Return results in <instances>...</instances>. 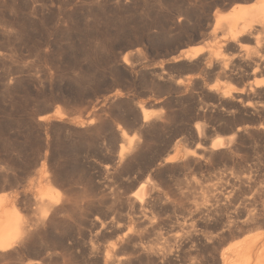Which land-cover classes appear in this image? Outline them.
<instances>
[{"label":"rangeland","instance_id":"1","mask_svg":"<svg viewBox=\"0 0 264 264\" xmlns=\"http://www.w3.org/2000/svg\"><path fill=\"white\" fill-rule=\"evenodd\" d=\"M241 1L251 0H0V195L12 196L32 226L0 264H215L226 245L264 231L259 224L245 235L239 224L221 235L227 217L218 224L200 213L218 193L244 202L230 219L254 207L264 212V88L249 89L264 77L263 66L251 75L264 57V34L259 45L249 37L219 47L222 32L211 31L214 12ZM193 46L197 58L174 60ZM217 53L228 60L225 74ZM197 124L210 130L199 141ZM234 132L230 148L207 152L209 140ZM129 140L131 152L117 160ZM186 148L195 155L184 157ZM175 149L179 160L163 163ZM44 172L61 202L47 217L35 198ZM141 174L159 190V203L140 210L126 199ZM134 209L146 211L144 223ZM128 238L139 244L135 252ZM157 246L167 256L149 263L143 254Z\"/></svg>","mask_w":264,"mask_h":264},{"label":"bare ground","instance_id":"2","mask_svg":"<svg viewBox=\"0 0 264 264\" xmlns=\"http://www.w3.org/2000/svg\"><path fill=\"white\" fill-rule=\"evenodd\" d=\"M217 30H221V34H220V36H219V41H218V43H217V45L220 47V43H222L223 41H229V43L230 42H232V43H234L235 44V46H236V44H238V45H240L239 44V42H241V41H243V39H245V38H249V37H253L254 38V42H259L260 41V34H264V0H251V1H241V2H235V3H233L232 4V6L229 8V9H227L226 11H215L214 12V22H213V25H212V28H211V31L212 32H215V31H217ZM252 38V39H253ZM261 38H264V37H261ZM250 39V38H249ZM262 40V39H261ZM264 40V39H263ZM263 42V41H262ZM227 43V42H226ZM225 43V44H226ZM246 43V42H245ZM255 43V45H257ZM233 44V45H234ZM247 44V43H246ZM264 44V43H263ZM237 45V46H238ZM259 45V44H258ZM236 46V47H237ZM240 47V46H239ZM238 47V48H239ZM235 49V48H234ZM239 50V49H238ZM200 51H201V49L198 47V46H193V47H191V48H189V49H185V51H183L184 53H183V55H180V54H178L179 56H176L175 58H174V60H176V59H183V60H186V63H187V60H192V59H195V58H197L198 57V55L200 54ZM181 53V52H180ZM221 53H217V56L218 57H216V61H217V63H216V66H217V68L219 69V72L220 73H222V74H225L226 73V70H227V72H228V70L230 71V69H229V67H227V61H226V59L225 58H222L221 56H219ZM251 54V53H250ZM264 55V54H263ZM248 56V55H247ZM252 56V55H251ZM261 56V55H260ZM255 57V56H254ZM173 59V58H172ZM248 59H250L249 57H248ZM256 59V58H255ZM261 59V58H260ZM230 60V59H229ZM257 60H258V57H257ZM172 61V60H171ZM177 61V60H176ZM231 61V60H230ZM252 61H254V60H252ZM251 61V62H252ZM233 62V61H232ZM240 63V62H239ZM214 64V63H213ZM234 64L235 63H233V66H234ZM249 64V63H248ZM229 65V64H228ZM242 65V64H241ZM194 66V65H193ZM215 66V65H214ZM230 66V65H229ZM237 66V65H236ZM238 66H240V65H238ZM245 66H246V64H245ZM244 65L243 66H241V67H245ZM264 67V57L261 59V60H258V61H256V62H254L253 63V65L251 66L252 67V69H251V67H249V69H251V75H253V74H255L256 73V71H258V68H260V67ZM190 67V66H189ZM231 67V66H230ZM247 67V66H246ZM216 68V69H217ZM228 68V69H227ZM232 68V67H231ZM240 68V67H239ZM238 68V69H239ZM247 69V68H246ZM248 69V70H249ZM232 70H233V68H232ZM240 70H241V68H240ZM240 70H239V72H240ZM217 71V70H216ZM235 71H237V69H235ZM245 71V70H244ZM243 71V72H244ZM250 71V70H249ZM260 71H261V69H260ZM264 71V70H263ZM242 72V73H243ZM214 73V72H213ZM218 73V72H217ZM248 73V72H247ZM230 74V73H229ZM217 75V74H216ZM218 76L219 77H221L219 74H218ZM235 76V75H234ZM233 76V77H234ZM227 77H228V74H227ZM229 77H232V76H229ZM228 77V78H229ZM227 79V78H226ZM253 80V79H252ZM180 83V82H179ZM249 83V82H248ZM251 83V84H250ZM250 85H249V89H251L252 91L254 90V88H264V77H262V78H259V79H257V80H253V82H251L250 81ZM253 88V89H252ZM245 89V88H244ZM232 91V89H228V90H226L225 92H223L224 93V96H226V95H228L229 96V92H231ZM240 90V89H239ZM258 91H259V89H257ZM257 90H255V91H257ZM262 90V89H261ZM236 90H234V92H235ZM246 90H244V92H245ZM263 91V90H262ZM233 92V91H232ZM241 92V91H240ZM229 93V94H228ZM239 93V92H238ZM249 93V92H248ZM254 93V92H253ZM257 93V92H256ZM260 93V92H259ZM255 94V93H254ZM223 95V94H222ZM235 95H237V94H235ZM259 95V94H258ZM224 96H222L223 98H224ZM228 96H227V98H228ZM257 96V95H256ZM222 97H221V99H222ZM230 97H231V95H230ZM229 97V98H230ZM241 97V96H240ZM226 98V99H227ZM238 99V98H237ZM236 99V100H237ZM242 99V98H241ZM240 99V100H241ZM231 100V99H230ZM232 100H234V98L232 99ZM231 100V101H232ZM239 100V101H240ZM238 101V102H239ZM246 101V100H245ZM261 103V102H260ZM247 104H250L249 102L247 103ZM247 104H246V106H247ZM236 105V104H235ZM250 107H251V104L249 105ZM260 106V105H259ZM262 106V105H261ZM244 108V107H243ZM140 112H141V115H142V120L143 121H147V120H149L150 119V115H149V113L147 112V109H145V108H143V107H140ZM243 111V110H242ZM258 111V110H257ZM246 112V111H245ZM262 112V111H261ZM260 112V113H261ZM249 113V112H248ZM259 113V114H260ZM258 114V115H259ZM253 115V114H252ZM239 117V116H238ZM257 117V116H256ZM236 118V117H235ZM263 118V117H262ZM258 119V118H257ZM248 121V120H247ZM164 123V122H163ZM260 123V122H259ZM194 124V123H193ZM264 124V123H263ZM261 125H262V123H261ZM195 126V125H194ZM205 126V125H204ZM262 128H263V126H262ZM194 129H196V131H197V135H198V138H196L197 140L200 138V134L201 133H204V132H209L210 130H208V129H204V127H202V126H200L199 124H197V127L196 128H194ZM236 130V132L238 131V128L237 129H235ZM195 131V132H196ZM262 132V131H261ZM263 132H264V130H263ZM207 134V133H206ZM205 134V135H206ZM215 134V133H214ZM235 132L234 133H232L230 136H226L227 138H222V137H219V136H215V138H213V139H211V140H209L210 138H212V137H209V141H210V143H209V145L207 146V152H213V151H215V150H218V149H221V148H226V147H229V146H231L230 144H231V142L233 141V140H235L234 138V136H235ZM237 134H238V132H237ZM202 135V134H201ZM214 136V135H213ZM121 137L124 139V138H126V133H125V131L123 132H121ZM197 137V136H196ZM202 137V136H201ZM130 141L131 140H129V142L127 143V144H121L120 145V147H119V152H118V159L117 160H122V159H124L125 157H126V155H129L128 153L129 152H131V148L133 147V145H132V147H131V144H130ZM199 141V140H198ZM138 143V142H137ZM196 144V143H195ZM175 145V144H174ZM200 145V144H199ZM199 145H196V146H199ZM135 146H137V145H135ZM172 146V145H171ZM202 146V145H201ZM178 146H176V148H177ZM235 147V146H234ZM230 148V147H229ZM236 148V147H235ZM135 148H133V150H134ZM137 149V148H136ZM181 149V148H180ZM228 149V148H227ZM184 150V149H183ZM230 150V149H229ZM182 151V150H181ZM194 151H195V149H194ZM193 150L191 151V150H188L187 148L184 150V153L182 154V152H181V154L182 155H184V157L186 156V155H195V152H194ZM201 152V151H200ZM179 153H180V151L179 150H177V149H175V151H174V153H172V154H169V155H166V157L165 158H163V160H162V162L163 163H165V164H167V162L169 163H171V162H173V161H176V160H179V158H180V156H179ZM202 153V152H201ZM210 153V154H211ZM136 154H138V153H136ZM168 154V153H167ZM199 154V153H198ZM204 154V153H203ZM201 154H199V156H200ZM165 156V155H164ZM212 156V155H211ZM193 157V156H192ZM191 157V158H192ZM205 157V156H204ZM131 158V157H130ZM133 158V157H132ZM190 158V157H189ZM198 158H200V157H198ZM208 158V157H207ZM134 159V158H133ZM182 159H183V157H182ZM181 159V160H182ZM123 161V160H122ZM129 161V160H128ZM134 161V160H133ZM193 161V160H192ZM196 161V160H195ZM198 161V160H197ZM187 162V161H186ZM191 162V161H190ZM176 163V162H175ZM129 164H131V163H129ZM198 164V163H197ZM184 165V164H183ZM147 168V167H146ZM47 169V168H46ZM166 169V168H165ZM146 171V170H145ZM154 172V171H153ZM159 172V171H158ZM145 173V172H144ZM44 175L43 176H41V180H40V182H43L42 184H43V186L41 185V183H40V185L42 186L41 188H39V194H37L36 193V196L37 197H35V198H37V201H38V204L40 205V207H39V205H38V208L40 209H38V211H42L43 212V214H44V217L46 216L47 217V215L46 214H48V212L49 211H51L52 210V212L53 211H57V210H59L60 209V207H58L57 205H58V203L60 202V199L58 200V195L57 194H55V191H57L58 189L48 180V178L47 177H49V176H47V172H44L43 173ZM54 174V173H53ZM49 175V174H48ZM149 175V174H148ZM146 176L145 178H144V180L142 181V178H143V174H141L140 176H138L137 177V180L132 184V186H130V188L131 187H135L136 188V190L134 191V192H132L131 194H129L130 195V197H128V199H126V197H125V199L126 200H128L131 204H132V206H133V208H134V206L135 207H137V208H140V210L141 209H143V208H147V207H145V206H150L151 205V207L152 206H155V204H157V202H158V198H159V196H158V194H159V190L157 191L158 193L156 194V190H155V186H154V183H153V181L150 179V177L149 176ZM156 175V174H155ZM57 177H59V176H57ZM244 177V176H243ZM40 178V177H39ZM62 178V177H61ZM116 179V178H115ZM139 179H141L140 181H139ZM110 180V179H109ZM239 180V179H238ZM243 180V179H242ZM247 180V179H246ZM232 181V180H231ZM133 182V181H132ZM226 182H228V180L226 181ZM236 183V182H235ZM246 183V182H245ZM224 184H226V183H224ZM239 184V183H238ZM243 184H244V181H243ZM32 185V184H31ZM130 185V184H129ZM230 185V184H229ZM233 185V184H232ZM37 185H35V187H36ZM224 186V185H223ZM249 186V185H248ZM234 187V186H233ZM245 187V186H244ZM31 188V187H30ZM100 188V187H99ZM246 188V187H245ZM245 188H243L244 190H245ZM260 188H262V187H260ZM94 189H95V187H94ZM157 189H159V188H157ZM236 189V188H235ZM117 190V189H116ZM233 191H235L234 189H232ZM237 190V189H236ZM240 191H241V189H239ZM38 191V190H37ZM59 191V190H58ZM100 191V190H99ZM133 191V190H132ZM222 191H223V189H222ZM227 191H228V189H227ZM239 191V192H240ZM243 191V190H242ZM241 191V192H242ZM260 191V190H259ZM102 192V191H101ZM106 192V191H105ZM236 192V191H235ZM61 193V192H60ZM119 193V192H118ZM117 193V194H118ZM226 193V192H225ZM261 193V192H260ZM34 194V193H33ZM161 194V193H160ZM229 194V193H228ZM259 194V193H258ZM9 195V194H8ZM8 195H0V256L1 255H3V253H5V251L7 252V250H9V249H11L13 246H16V244L21 240V239H23V236L28 232V230L30 229V227H32L31 226V224H28V222L29 221H27V220H23V218H24V215L22 214V212H21V210H20V208L17 206V203H16V200H14L13 198H12V196H8ZM35 195V194H34ZM33 195V196H34ZM90 195V194H89ZM100 195V194H99ZM114 195V194H113ZM221 195V194H220ZM219 195V193H218V196L216 197V199L217 200H215L216 201V203H214V205L212 204V206H207V204L205 205L206 207L203 209V210H200V213H203L204 215H205V219L206 220H212V221H214L215 223H223L222 222V220H223V218L224 217H227V220H226V218H224L225 219V221H226V224L225 223H223V226H221L220 228H221V230L219 231V232H221V235H222V233L223 232H227V230L229 231L230 229L232 230V228L234 229V227H239L240 225L239 224H241L242 225V227L243 228H241L240 227V230L243 232V229H245L244 231H246L248 228H250L251 226L252 227H255V226H260V225H263L264 226V212L262 211V210H260V209H258V208H256V207H254V208H252V209H247L246 210V212L243 214L244 216H243V218H239V220H237L236 218H238V217H235V219H233L232 217H231V219H230V216L228 215L230 212H232V210H233V212H234V214H235V212H237L238 210H241V208H242V210L245 208H243V207H241V206H244V202L243 201H241L242 203H237V201L236 200H234V199H232V198H230L229 199V197H231V195H228V196H225V197H223V196H220ZM240 195V194H239ZM261 195H263V194H261ZM55 196H56V198H55ZM63 196V195H62ZM94 196V195H93ZM105 196V195H104ZM108 196H109V194H108ZM120 196V195H119ZM164 196H166V195H164ZM163 196V197H164ZM212 196V195H211ZM213 196H214V194H213ZM238 196V195H237ZM250 196V195H249ZM258 196H260V195H258ZM14 197V196H13ZM69 197H70V195H69ZM68 197V198H69ZM87 197H89V196H87ZM86 197V198H87ZM118 197V196H117ZM264 197V196H263ZM33 198V197H32ZM60 198V197H59ZM73 198V197H72ZM104 198V197H103ZM102 198V199H103ZM109 198V197H108ZM115 198V197H114ZM210 198H213V197H210ZM237 198H239V197H237ZM253 198V197H252ZM254 198H256V197H254ZM62 199V198H61ZM67 199V198H66ZM77 198H75V200H76ZM91 199V198H90ZM89 199V200H90ZM101 199V198H100ZM119 198H117V200H118ZM164 199V198H163ZM162 199V200H163ZM168 199H170V198H168ZM206 199V198H205ZM36 200V199H35ZM75 200H74V202H75ZM87 200V199H86ZM85 200V201H86ZM107 200V199H106ZM106 200H105V202L104 203H106ZM167 200V199H166ZM213 200V201H214ZM250 200H251V198H250ZM93 201H95V199L93 200ZM97 201H99V200H97ZM103 201V200H102ZM115 201V200H114ZM128 201H126L127 203H126V205H129L128 204ZM161 201V200H160ZM207 201H208V199H207ZM253 201H256V200H253ZM68 202V201H67ZM84 202V201H83ZM109 202V201H108ZM117 202V201H116ZM124 202V201H123ZM205 202V201H204ZM71 203V202H70ZM80 203H82L81 201H80ZM91 203V202H90ZM98 203H100V202H98ZM102 204L101 205H104L103 204V202H101ZM159 203V202H158ZM168 203V202H167ZM206 203V202H205ZM63 204H64V202H63ZM67 204V203H66ZM66 204H64V206L66 205ZM92 204V203H91ZM95 204V203H94ZM109 204V203H108ZM124 204V203H123ZM122 204V205H123ZM130 204V205H131ZM163 204H164V202H163ZM209 204V203H208ZM59 205H61V202L59 203ZM82 205V204H81ZM88 205V204H87ZM86 205V206H87ZM95 205H97V204H95ZM94 205V206H95ZM100 205V204H99ZM112 205V204H111ZM159 205V204H158ZM161 205V204H160ZM201 205H203V204H201ZM32 206V205H31ZM30 206V207H31ZM34 206V205H33ZM32 206V207H33ZM84 206V205H83ZM88 206H90V205H88ZM109 206V205H108ZM120 206H121V204H120ZM200 206V205H199ZM35 207V206H34ZM62 207V206H61ZM66 207H69L70 208V206H66ZM75 207V206H74ZM77 207V206H76ZM85 207V206H84ZM101 207H105V206H101ZM109 207H111V206H109ZM129 207V206H128ZM157 207V206H156ZM196 207H198V206H196ZM29 208V207H28ZM88 208V207H87ZM91 208V207H90ZM89 208V209H90ZM108 208V207H107ZM106 208V209H107ZM115 208V207H114ZM123 208V207H122ZM132 208V207H131ZM133 208H132V212H133ZM62 209V208H61ZM64 209V208H63ZM68 209V208H67ZM67 209H65V211L67 210ZM71 209V208H70ZM76 209V208H75ZM79 209V208H78ZM84 209V208H83ZM88 209V210H89ZM94 209H95V207H94ZM99 209H101V208H99ZM103 209V208H102ZM109 209H111V208H109ZM121 209V208H120ZM129 209H130V207H129ZM150 209V208H149ZM155 209V208H154ZM73 210V209H72ZM114 210V209H113ZM112 210V211H113ZM137 211H138V209H136ZM135 209H134V211H136ZM146 210V209H145ZM229 210H231L230 212H229ZM29 211V210H28ZM63 210H61V212H62ZM69 211H71V210H69ZM100 211V210H99ZM121 211V210H120ZM125 211V210H124ZM131 211V210H130ZM136 211V212H137ZM41 212V213H42ZM59 212V211H58ZM64 212V211H63ZM79 213H80V210L78 211ZM90 212V211H89ZM95 212H96V210H95ZM101 212V211H100ZM128 212H129V210H128ZM127 212V213H128ZM138 212H140V211H138ZM146 211H144V213H145ZM229 212V213H228ZM232 212V213H233ZM40 213V212H39ZM41 213L39 214V215H41ZM60 213V212H59ZM110 213V212H109ZM127 213H126V215H127ZM129 213H131V212H129ZM141 213V216L142 217H140V219L141 220H139V218H137L139 221H141L142 223H144L145 221H142L143 219L145 220V215H144V213L143 212H140ZM143 213V214H142ZM151 213V212H150ZM231 213V214H232ZM239 213V212H238ZM36 214V213H35ZM37 214H38V212H37ZM51 214H53V213H51L50 212V215ZM56 214H57V212H56ZM72 214V213H71ZM77 214V213H76ZM119 214V213H118ZM123 214V213H122ZM136 214H138V213H136ZM149 214V213H148ZM49 215V216H50ZM55 215V214H54ZM59 215V214H58ZM68 215H69V213H68ZM84 215V214H83ZM88 215V214H87ZM90 215H91V213H90ZM112 215H113V213H112ZM114 215H116V214H114ZM124 215V214H123ZM131 215V214H130ZM129 215V216H130ZM152 215V214H151ZM228 215V216H227ZM237 215V214H236ZM56 216V215H55ZM66 216V215H65ZM85 216V215H84ZM134 215L132 214V217H133ZM139 216V215H138ZM233 216H235V215H233ZM61 217V216H60ZM69 217V216H68ZM73 217V216H72ZM76 217V216H75ZM82 217V216H81ZM127 217H128V215H127ZM127 217H125V219L127 218ZM131 217V216H130ZM137 217V216H136ZM229 217V218H228ZM43 218V217H42ZM62 218V217H61ZM70 218V217H69ZM87 218V217H86ZM92 218V217H91ZM100 218H101V216H100ZM114 218V217H113ZM134 218V217H133ZM155 218V217H154ZM44 219V218H43ZM49 219V218H48ZM60 219V218H59ZM90 219V218H89ZM97 219V218H96ZM99 219V218H98ZM112 219V218H111ZM120 219V218H119ZM118 219V220H119ZM124 219V218H123ZM128 219H131V218H128ZM147 219V218H146ZM21 220H22V222H21ZM46 220V219H45ZM62 220V219H61ZM64 220V219H63ZM127 220V219H126ZM153 220V219H152ZM102 221V220H101ZM100 221V223H102ZM129 221V220H128ZM134 222L135 221H137L136 219L135 220H133ZM138 221V222H139ZM147 221V220H146ZM22 223V232H21V234H20V236H18L19 235V229H20V225H21V223ZM44 222V221H43ZM95 222V221H94ZM97 222V221H96ZM111 222V221H110ZM119 222V221H118ZM129 222H131V221H129ZM48 223H49V221H48ZM108 223H109V221H108ZM113 223V222H112ZM136 224H138L137 222H135ZM134 223V224H135ZM140 223V222H139ZM150 223V222H149ZM106 224V223H105ZM119 224V223H118ZM124 224V223H123ZM133 223H131V225H132ZM260 224V225H259ZM55 225V224H54ZM103 225V224H102ZM149 225V224H148ZM212 225V224H211ZM217 225V224H216ZM101 226V225H100ZM110 227V226H109ZM124 227V226H123ZM138 227V226H137ZM143 227V226H142ZM150 227V226H149ZM112 229V228H111ZM126 229V228H125ZM130 229V228H129ZM133 229V228H132ZM145 229V228H144ZM238 229V231H240L239 230V228H237ZM254 229V228H253ZM258 229V228H257ZM256 229V230H257ZM264 229V228H263ZM140 230V229H139ZM148 230V229H147ZM249 230V229H248ZM256 230H254V231H256ZM259 230H261V229H259ZM39 231V230H38ZM113 231V230H112ZM116 231V230H115ZM134 231V230H133ZM233 231V230H232ZM235 231H236V228H235ZM258 231V230H257ZM30 232V231H29ZM31 232H32V230H31ZM37 232V231H36ZM145 232V231H144ZM237 232V231H236ZM132 233V232H131ZM232 233V232H231ZM239 233V232H238ZM244 233V232H243ZM130 234V233H129ZM189 234V233H188ZM228 234H230V233H228ZM233 234H235V233H233ZM245 234V233H244ZM29 235V234H28ZM31 235V234H30ZM37 235V234H36ZM123 235V234H122ZM125 235V237L128 235V233H125L124 234ZM131 235V234H130ZM192 235V234H191ZM245 235H248V234H245ZM38 236V235H37ZM118 236V235H117ZM121 236V235H120ZM129 236V235H128ZM136 236V235H135ZM188 236V235H187ZM212 236H214V235H212ZM210 237V238H208V243L211 241L212 242V240H213V238L214 237ZM225 236V235H224ZM234 236V235H233ZM232 236V237H233ZM238 236V235H237ZM119 237V236H118ZM131 237V236H130ZM133 237V236H132ZM131 237V238H132ZM138 237V236H137ZM190 237V236H189ZM188 237V238H189ZM207 237V236H206ZM216 237V236H215ZM229 237H230V235H229ZM241 237V236H240ZM28 238V237H27ZM38 238V237H37ZM122 238V237H121ZM127 238V237H126ZM126 238H124V239H126ZM131 238L129 239H127V243L128 242H130V244L132 243V242H134V241H132L131 240ZM135 238V237H134ZM133 238V239H134ZM190 238H192V237H190ZM189 238V239H190ZM123 239V238H122ZM123 239V240H124ZM136 239V238H135ZM229 239V238H228ZM33 240V239H32ZM137 241H138V239H136ZM187 240V239H186ZM234 240H236V238L235 239H233V241ZM125 241V240H124ZM124 241H122V242H124ZM188 241V240H187ZM215 242V241H214ZM25 243V242H24ZM121 243V242H120ZM136 243V242H135ZM138 243V242H137ZM186 243V242H185ZM189 243V242H188ZM216 243V242H215ZM123 244V243H122ZM125 244H126V242H125ZM129 243H128V245L127 246H129L130 245ZM193 244V243H192ZM230 244V243H229ZM20 245V244H19ZM115 245V244H114ZM114 245H112V247L114 246ZM116 245H117V243H116ZM115 245V246H116ZM121 245V244H120ZM124 245V244H123ZM141 245V244H140ZM24 246V245H23ZM119 246V245H118ZM139 247V244L137 245H135V244H131L130 245V248H131V250H130V252H135L136 250H138L137 249V247ZM150 246V245H149ZM152 246V245H151ZM150 246V247H151ZM156 246V245H155ZM210 246V245H209ZM213 246H214V244H213ZM212 246V247H213ZM117 247V246H116ZM121 247V246H120ZM141 247H142V245H141ZM141 247L139 248V249H141ZM149 247V248H150ZM166 247V246H165ZM193 247V246H192ZM224 247V246H223ZM125 248V247H124ZM129 248V249H130ZM148 248V247H147ZM153 248H154V246H153ZM156 248H158V246L156 247ZM167 248V247H166ZM214 248V247H213ZM217 248V247H216ZM15 249V248H14ZM129 249H127V250H129ZM152 249V248H151ZM163 249H164V251L166 250L164 247H163ZM163 249H161V248H158V249H155V250H150V251H146V252H144L145 254H143V256H145L146 258H147V261L149 260V263L150 262H154L156 259H154V258H158V257H160V258H165L166 256H167V254H165L164 253V251H163ZM172 249V248H171ZM112 249L110 248V250L109 251H107V248H106V250L105 251H107V255H109V253H110V251H111ZM142 250H146V249H142ZM141 250V251H142ZM180 250V249H179ZM167 251H168V249H167ZM167 251H166V253H167ZM186 251H188V250H186ZM216 251H217V249H216ZM114 252V251H113ZM122 252V251H121ZM140 252V250L138 251V253ZM180 252V251H179ZM183 252H184V250H183ZM209 252V251H208ZM219 252V254L217 255L218 256V259H216L214 262H215V264H264V231H262V232H254L253 234H251V235H249V236H246V237H244L242 240H240V241H238V242H233L232 244H230V245H226V247H224V248H222L221 250H219L218 251ZM123 253V252H122ZM217 253V252H216ZM10 254V253H9ZM114 254V253H113ZM132 254V253H131ZM214 254V253H213ZM105 255V254H104ZM103 255V256H104ZM133 255V254H132ZM137 255V254H136ZM136 255H134L136 258H137V256ZM139 256L141 255L140 253L138 254ZM169 255H171V253H169ZM205 255V254H204ZM5 256H7V255H5ZM106 256V255H105ZM111 256H112V254H111ZM216 256V255H215ZM110 256H108V258H109ZM134 257V258H135ZM142 256H140V258H141ZM172 257V256H171ZM1 258V257H0ZM104 258V257H103ZM106 258H107V256H106ZM110 258H112V257H110ZM109 258V259H110ZM160 258H158L157 260H162V259H160ZM167 258H169V257H167ZM166 258V260H168ZM197 258V257H196ZM119 259V258H118ZM122 259V258H121ZM151 259H153L152 261H151ZM193 259V258H192ZM112 260V259H111ZM123 260V259H122ZM126 260V262L127 263H130L131 262V259L129 260V259H125ZM125 260L124 261H122V263H124L125 262ZM133 260V259H132ZM135 260V259H134ZM133 260V261H134ZM137 260H140V259H137ZM143 260H144V258H143ZM195 260H197V259H195ZM102 261V260H101ZM113 261V260H112ZM118 261V260H117ZM132 261V262H133ZM136 261V260H135ZM165 261V260H164ZM170 260H168V262H169ZM103 262V261H102ZM107 262V261H106ZM108 262H111L110 260L108 261ZM107 262V263H108ZM143 262V261H142ZM163 262V261H162ZM189 262V261H188ZM193 262V261H192ZM118 263H120V260H119V262ZM134 263V262H133ZM132 263V264H133ZM147 263V262H146ZM32 264V263H31ZM33 264H38V263H33ZM111 264V263H110ZM121 264V263H120ZM124 264H126V263H124ZM155 264V263H154ZM169 264V263H168ZM191 264H193V263H191Z\"/></svg>","mask_w":264,"mask_h":264}]
</instances>
